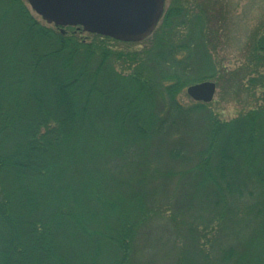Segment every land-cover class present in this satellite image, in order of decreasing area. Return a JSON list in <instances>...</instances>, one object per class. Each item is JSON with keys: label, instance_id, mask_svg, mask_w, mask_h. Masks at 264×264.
Segmentation results:
<instances>
[{"label": "trees", "instance_id": "1", "mask_svg": "<svg viewBox=\"0 0 264 264\" xmlns=\"http://www.w3.org/2000/svg\"><path fill=\"white\" fill-rule=\"evenodd\" d=\"M189 1L128 42L0 0V264H264V21L214 75ZM226 71L234 116L180 99Z\"/></svg>", "mask_w": 264, "mask_h": 264}, {"label": "water", "instance_id": "2", "mask_svg": "<svg viewBox=\"0 0 264 264\" xmlns=\"http://www.w3.org/2000/svg\"><path fill=\"white\" fill-rule=\"evenodd\" d=\"M46 23L80 26L121 41L138 42L158 25L165 0H25ZM216 83L206 79L189 84L186 93L195 101L210 102Z\"/></svg>", "mask_w": 264, "mask_h": 264}, {"label": "rangeland", "instance_id": "3", "mask_svg": "<svg viewBox=\"0 0 264 264\" xmlns=\"http://www.w3.org/2000/svg\"><path fill=\"white\" fill-rule=\"evenodd\" d=\"M25 1V0H24ZM172 0H165V9ZM204 1V0H191L189 2ZM218 6H225L224 8V20L219 22L217 25L220 27V39L216 43L215 52L211 56L212 66H214V75L218 72L222 73L225 66L226 68H231L239 65L242 62L243 56L247 52L246 43L252 29L264 21V0H212ZM30 13L35 15L42 23L54 26L53 24L46 23L37 15L25 1ZM193 5V4H192ZM71 26V25H70ZM79 29V26H74ZM214 27V26H212ZM61 29L69 30L68 26L60 27ZM82 29V28H81ZM156 29V28H155ZM81 35L88 37L89 33L85 30H80ZM140 42V41H139ZM214 44V41H213ZM210 51V49H209ZM196 66L201 64L196 63ZM204 66L201 65V67ZM219 73V74H220ZM227 77H223L216 81V91L212 99L211 108L218 114L221 119H229L234 116L237 109L240 107V103L234 100L231 95V90L229 86L230 75L228 71L225 72ZM219 82V83H218ZM180 99L184 102L188 101L190 98L186 94L185 90L180 94Z\"/></svg>", "mask_w": 264, "mask_h": 264}]
</instances>
